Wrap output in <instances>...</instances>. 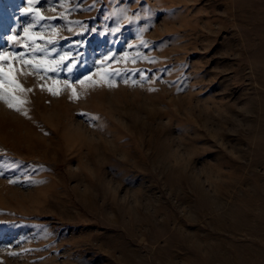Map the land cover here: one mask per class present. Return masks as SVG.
<instances>
[{"label":"rangeland","instance_id":"374dc122","mask_svg":"<svg viewBox=\"0 0 264 264\" xmlns=\"http://www.w3.org/2000/svg\"><path fill=\"white\" fill-rule=\"evenodd\" d=\"M0 56V264H264V0H0Z\"/></svg>","mask_w":264,"mask_h":264},{"label":"snow or ice","instance_id":"6c2138e0","mask_svg":"<svg viewBox=\"0 0 264 264\" xmlns=\"http://www.w3.org/2000/svg\"><path fill=\"white\" fill-rule=\"evenodd\" d=\"M29 3H32V0H29ZM26 12L33 11L32 8L25 9ZM39 19H43V17H39V13L36 14ZM27 31V30H26ZM0 59H5V57L0 56ZM63 61H61L62 63ZM28 63V62H26ZM50 71H55L54 68L48 69ZM14 71L11 67H9L8 71L5 72L2 68H0V76L3 77V79H0V99H3L4 102L8 105L9 108H16V110L19 111L18 104L21 103L17 100V98L12 95L13 92L20 90L23 91V89L20 88V85L16 83L14 77H12L11 73ZM68 71H72L71 66H68ZM68 86V85H66ZM49 91H52V89H49ZM53 94H58V92H53ZM74 94V93H73Z\"/></svg>","mask_w":264,"mask_h":264}]
</instances>
